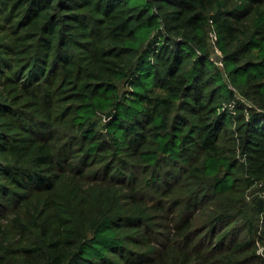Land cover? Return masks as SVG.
<instances>
[{
  "label": "trees",
  "instance_id": "16d2710c",
  "mask_svg": "<svg viewBox=\"0 0 264 264\" xmlns=\"http://www.w3.org/2000/svg\"><path fill=\"white\" fill-rule=\"evenodd\" d=\"M261 246L264 0H0V264Z\"/></svg>",
  "mask_w": 264,
  "mask_h": 264
},
{
  "label": "rangeland",
  "instance_id": "374dc122",
  "mask_svg": "<svg viewBox=\"0 0 264 264\" xmlns=\"http://www.w3.org/2000/svg\"><path fill=\"white\" fill-rule=\"evenodd\" d=\"M212 42H213V41H212ZM214 58H216V56H214ZM260 249H261V251H263V253H264V249H263L262 246L260 247ZM260 249H259V251H260Z\"/></svg>",
  "mask_w": 264,
  "mask_h": 264
},
{
  "label": "built area",
  "instance_id": "2783aa9c",
  "mask_svg": "<svg viewBox=\"0 0 264 264\" xmlns=\"http://www.w3.org/2000/svg\"><path fill=\"white\" fill-rule=\"evenodd\" d=\"M259 252L263 254V251H261V249H260V251H259Z\"/></svg>",
  "mask_w": 264,
  "mask_h": 264
}]
</instances>
